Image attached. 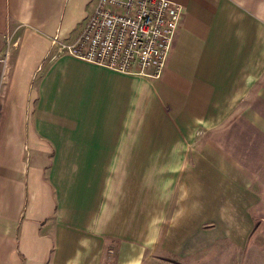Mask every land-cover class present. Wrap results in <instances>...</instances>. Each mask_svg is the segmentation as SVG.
Segmentation results:
<instances>
[{
    "label": "crops",
    "instance_id": "0c3cea01",
    "mask_svg": "<svg viewBox=\"0 0 264 264\" xmlns=\"http://www.w3.org/2000/svg\"><path fill=\"white\" fill-rule=\"evenodd\" d=\"M94 1L0 0V264L187 257L190 209L214 221L205 226L220 228L199 238L211 240L198 247L207 249L203 255L213 251L212 241L227 240L200 264H264V249L238 243L257 212L264 224V0H172L181 18L161 72L151 80L69 55L50 57L51 36L72 41ZM62 56L84 70L121 77L113 104L98 106L94 97L105 100L93 90L64 99L66 71L54 65ZM85 76L84 86L92 83L88 71ZM192 145L199 153L191 158ZM160 154L171 162L165 208L178 214L166 221L164 230L172 229L163 242L155 228L158 212L150 211L164 205L159 186L148 195L139 181L125 188L119 208L130 211L120 223L111 222L109 207V197L121 191L111 186L117 172L120 181L127 167L128 175L133 168L140 175L138 162ZM204 175L209 185L192 183ZM174 224L182 225L176 238ZM175 239L182 243L173 253Z\"/></svg>",
    "mask_w": 264,
    "mask_h": 264
},
{
    "label": "built area",
    "instance_id": "2783aa9c",
    "mask_svg": "<svg viewBox=\"0 0 264 264\" xmlns=\"http://www.w3.org/2000/svg\"><path fill=\"white\" fill-rule=\"evenodd\" d=\"M172 0H95L72 41L50 38V57L69 55L122 74L157 78L181 18Z\"/></svg>",
    "mask_w": 264,
    "mask_h": 264
},
{
    "label": "rangeland",
    "instance_id": "374dc122",
    "mask_svg": "<svg viewBox=\"0 0 264 264\" xmlns=\"http://www.w3.org/2000/svg\"><path fill=\"white\" fill-rule=\"evenodd\" d=\"M86 10V9H85ZM86 11L84 12V14L82 15L83 17L81 18V20H85L86 17L88 16V14L86 15ZM81 20H79L77 23H79ZM80 63H77L75 61H70L67 58H65L64 56H62L61 58H59L56 62H55V66L62 69L63 71H66V75L63 78L62 81V92H63V98H67V96L65 95L66 93L69 94V96H72V98L74 99L75 97H78L79 94L81 95L82 91L87 90L88 92H90L89 90H93L94 92H102L99 93L100 95H103L104 97V102L105 104H103V102L101 100L97 101L96 97H94V100H96V104L100 105H105V106H111L113 104V100L116 99L118 97V93L115 92V90L117 91V83L115 80H123L121 77H118V75H114L111 73V71H102V70H98V69H93L91 67H89L88 70H84V68H81ZM86 69V68H85ZM85 71L89 72V76H91V81L92 83H87L85 86L82 85L84 83V81H87V77L85 76ZM114 73V72H113ZM145 78H148L149 80L153 79L151 77H146V76H142ZM155 79V78H154ZM89 80V81H90ZM89 84H93L92 87H88L87 89V85ZM84 86V90H80L79 87L75 86ZM90 86V85H89ZM109 87V91L108 88ZM107 88V89H106ZM119 90V89H118ZM75 92H77V95H75ZM146 92L143 89L142 94H145ZM91 95V94H90ZM68 96V97H69ZM92 97V95H91ZM90 97V98H91ZM150 99V98H149ZM106 100H108L106 102ZM158 116L162 117L165 116L162 114H159ZM159 117V118H160ZM165 120L168 119H172V118H165ZM159 128H162V125L159 124ZM161 130V129H160ZM143 131V130H142ZM212 131V130H211ZM210 130H208V132H211ZM201 149V146H200ZM196 153H199V149L197 145H192L191 146V158L195 156ZM166 157V156H165ZM160 155H153L152 160H150L149 158H144L141 162H138L141 164L142 169H141V173L140 175H138V172L135 168H133L129 175H128V167L125 171V174L122 176L123 178L120 181V176H118V172L117 174L113 177L112 181H111V186L112 187H118L119 185L121 186V191L119 193V195H114L113 198L109 197V207H112L113 210H111V215L112 218L110 219L111 222H118L120 223V219L121 217L124 215V212H126L127 214H129L130 210H120V206H121V202L122 200L125 198L127 191H125V188H127L130 184L131 185H136V182L139 181V187L141 188V191L144 192L145 194H149V192L151 191V186L155 187V186H159L161 188V192H158L159 195V201L161 203H163L164 205H161L160 203L157 204L158 208L156 209L155 207L152 208L150 211L152 213L158 212V223L155 225V228H157L158 233H159V237L164 238L161 242H163L165 239L168 238L167 232L172 229V225L168 224V230H164L166 223L170 222L171 219L173 220L174 217H177L178 214L177 212L173 209L171 210L168 206L167 209L165 208V199H167V196L169 197V194L166 192L167 191V187L168 189H171V179L172 177L168 176L169 174V168L168 165L170 166L169 161L166 160V158ZM208 157H210L208 155ZM158 158V159H157ZM213 161V160H212ZM176 163L179 162H175L174 165ZM211 163V162H210ZM191 164H194V161L191 162ZM136 173V174H135ZM180 175V174H179ZM208 176L204 175L202 176V181L200 182H196L194 180H192V183L198 186L203 187L205 184L206 186L210 184ZM231 178L227 179L228 183L230 182V184L233 186L232 189H235V186L233 185L234 182L232 180H230ZM232 179L235 180V182L237 181V179L235 177H232ZM226 182V184H228ZM242 181V180H240ZM122 184V185H121ZM243 184V182L241 183ZM165 188V190H164ZM109 196V195H108ZM113 205V206H111ZM167 205V204H166ZM160 206H163L162 208ZM146 211V214L148 215V209H144ZM200 210V209H198ZM190 225H189V230H188V234H189V245H190V254L187 257L184 256H159L154 257L153 259H149L148 258H143V264H200V263H204L207 260L212 257L213 254L218 253L220 248H222L223 244L227 242V240H223L221 238H219L218 240L212 241L213 242V246L214 249L212 252H210L209 254L203 255L205 253H207V249L204 251L203 250H199V246L201 245L202 247L204 246L203 244L207 245V242H211V240L206 239L204 241H199V238H202L204 236H207V238H209V236H212L214 234H216V231L219 232L220 228L218 226H215V228L211 229V227L205 226L206 223L205 222H212L213 220H209V218H207V220H204L202 217H199L198 215L196 216L194 213L197 214V210H193V214H192V210L190 209ZM172 214V215H171ZM167 215V216H164ZM134 216V224H136L137 222V214L132 215ZM172 216V217H171ZM261 214L260 213H256V216L254 218V224L251 226V232L249 233V235H247V238L245 240L244 243L242 242H238L243 244L245 247L251 243L253 245H256L260 250L262 251L264 249V224H261V221L263 219H261ZM140 217V216H138ZM171 218V219H170ZM178 219V217H177ZM184 223L186 222V217H183ZM167 221V222H166ZM178 221H174V223H178ZM181 222L182 219H181ZM180 222V224H181ZM214 222V221H213ZM212 222V223H213ZM201 223H205L200 225ZM174 236L176 238V233H177V227L179 226V228L182 227V225H176L174 224ZM231 226V225H230ZM229 226V227H230ZM112 227V224H111ZM147 228L149 229L150 226L147 224ZM186 227H184L185 229ZM170 236V235H169ZM185 240H186V235L184 236ZM241 237V236H238ZM246 237V236H245ZM245 237L243 238V240L245 239ZM222 241V244L221 242ZM172 242V240H171ZM170 242V244H171ZM185 242V241H184ZM235 242V241H234ZM181 241L175 239L173 241V246L172 249L174 250L173 253H175V249L177 248H181V246H178L179 244L181 245ZM187 243V242H186ZM199 243V244H196ZM237 243V242H235ZM206 247H210L205 246ZM204 248V247H203ZM195 249V250H193ZM193 250V251H192ZM110 258L112 260H114L113 255H115V253H111L110 254ZM181 255V254H180ZM238 254H235V261L238 258Z\"/></svg>",
    "mask_w": 264,
    "mask_h": 264
}]
</instances>
